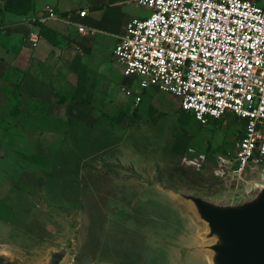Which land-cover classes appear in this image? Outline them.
I'll return each instance as SVG.
<instances>
[{
  "label": "rangeland",
  "instance_id": "1",
  "mask_svg": "<svg viewBox=\"0 0 264 264\" xmlns=\"http://www.w3.org/2000/svg\"><path fill=\"white\" fill-rule=\"evenodd\" d=\"M31 6L32 0H0V20ZM124 10L130 18L149 14L133 0ZM100 39L114 80L104 82L99 72L87 82L82 73L77 90L90 102L93 124L74 121L63 110L52 118L46 106L24 97L17 103L12 94L20 92L18 81L0 83V248L28 263L37 260L64 234L47 215L50 208L78 217L69 264H179L178 247L193 238L194 227L180 207L144 190L134 174L160 167L183 187L208 194L223 188L226 195L235 183L216 179L211 161L198 171L183 159L188 150L204 155L210 149L213 157L233 151L242 123L231 115L206 126L183 120L190 114L177 108L178 100L154 89L141 92L142 103L134 107L122 92L129 82L107 50L112 40ZM14 105L16 118L9 115ZM260 182L256 177L247 189Z\"/></svg>",
  "mask_w": 264,
  "mask_h": 264
},
{
  "label": "built area",
  "instance_id": "2",
  "mask_svg": "<svg viewBox=\"0 0 264 264\" xmlns=\"http://www.w3.org/2000/svg\"><path fill=\"white\" fill-rule=\"evenodd\" d=\"M147 16L125 24L113 58L133 105L154 89L179 102L201 126L231 115L243 126L233 151L214 157L216 179H240L264 166V4L249 0H134ZM39 21L56 19L52 7ZM86 11L78 13L84 18ZM77 31L85 28L78 25ZM39 37L28 36L34 48ZM185 165L200 170L203 154Z\"/></svg>",
  "mask_w": 264,
  "mask_h": 264
},
{
  "label": "crops",
  "instance_id": "3",
  "mask_svg": "<svg viewBox=\"0 0 264 264\" xmlns=\"http://www.w3.org/2000/svg\"><path fill=\"white\" fill-rule=\"evenodd\" d=\"M66 1L32 0L26 14L11 12L0 20V83L10 85L18 81L19 97L46 106L52 118L63 110L70 119L90 125L96 122L91 106L71 98L78 90L77 81L82 73L87 74V82L88 77L99 72L105 77L104 82L114 80L105 56L99 51L103 49L100 38L112 40L107 49L111 58L126 22L132 19L124 14L130 0ZM46 6L52 7L57 17L38 22L46 16ZM83 10L86 15L81 19L78 13ZM27 16L32 18L25 20ZM78 25L85 28L84 33L77 31ZM31 34L39 37L34 48L28 42ZM57 95L64 98L63 104H58ZM142 100L141 96L140 104Z\"/></svg>",
  "mask_w": 264,
  "mask_h": 264
},
{
  "label": "water",
  "instance_id": "4",
  "mask_svg": "<svg viewBox=\"0 0 264 264\" xmlns=\"http://www.w3.org/2000/svg\"><path fill=\"white\" fill-rule=\"evenodd\" d=\"M153 167L151 173L134 174L146 189H154L180 207L193 228V238L178 247L179 264L200 260L202 264H264V169L247 170L234 179V190L223 188L208 194L183 187L174 175ZM261 182L247 189L251 180ZM246 188V189H245ZM157 193V194H158ZM162 195V196H163ZM64 231L55 245L34 262L0 248V264H69L76 245L79 221L76 214L45 208ZM191 264V263H190Z\"/></svg>",
  "mask_w": 264,
  "mask_h": 264
},
{
  "label": "trees",
  "instance_id": "5",
  "mask_svg": "<svg viewBox=\"0 0 264 264\" xmlns=\"http://www.w3.org/2000/svg\"><path fill=\"white\" fill-rule=\"evenodd\" d=\"M80 86H81V80L78 79V81H77V89H78ZM12 95H13L14 99L16 100V102L19 103V101H20L19 94L14 92ZM57 98H58V101H57L58 104H63V103H64V98H63L62 96L57 95ZM71 101H78V102H81V103L85 104L86 106H89V105H90V102L81 100V98L79 97L77 91L73 94V96H72V98H71ZM182 112H183V111H182ZM18 113H19L18 107H17V105H14V106L12 107L11 111H10V116H11L12 118H16L17 115H18ZM185 117H186V118H188V117H191V118H192L191 115H188V114H187V116L182 117V119L184 120ZM194 121H195V120H194ZM199 125H200V124H199ZM241 135H242V132H239V134H238V136H237V139H239V138L241 137ZM213 153H214V151H211L210 149H206L204 155L206 156V160H207V161H211L213 164H215V162H214V157H213ZM220 153L222 154V152H220Z\"/></svg>",
  "mask_w": 264,
  "mask_h": 264
}]
</instances>
